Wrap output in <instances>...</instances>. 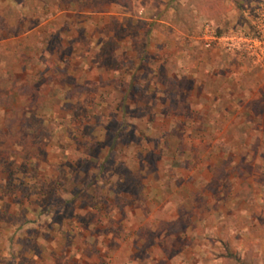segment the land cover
Returning <instances> with one entry per match:
<instances>
[{
  "label": "rangeland",
  "instance_id": "374dc122",
  "mask_svg": "<svg viewBox=\"0 0 264 264\" xmlns=\"http://www.w3.org/2000/svg\"><path fill=\"white\" fill-rule=\"evenodd\" d=\"M261 2L0 0V264H264Z\"/></svg>",
  "mask_w": 264,
  "mask_h": 264
},
{
  "label": "built area",
  "instance_id": "2783aa9c",
  "mask_svg": "<svg viewBox=\"0 0 264 264\" xmlns=\"http://www.w3.org/2000/svg\"><path fill=\"white\" fill-rule=\"evenodd\" d=\"M249 25L225 32L220 37H212L221 42L223 48L247 57L254 66L264 69V0L250 14Z\"/></svg>",
  "mask_w": 264,
  "mask_h": 264
},
{
  "label": "trees",
  "instance_id": "16d2710c",
  "mask_svg": "<svg viewBox=\"0 0 264 264\" xmlns=\"http://www.w3.org/2000/svg\"><path fill=\"white\" fill-rule=\"evenodd\" d=\"M11 72V71H10ZM10 77H11V80L13 81L14 80V78H15V75H14V73H10ZM9 81V80H5L4 82H8L7 84H10V89H7V90H9V91H14V90H16L17 88H16V85H15V82H12V81ZM119 134H120V132L118 133V136H119ZM115 144V143H114ZM152 154H153V152H152ZM232 256V255H231ZM233 257V256H232Z\"/></svg>",
  "mask_w": 264,
  "mask_h": 264
}]
</instances>
